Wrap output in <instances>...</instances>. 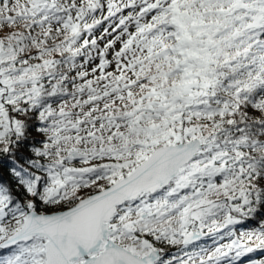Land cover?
<instances>
[{"label": "snow or ice", "instance_id": "snow-or-ice-1", "mask_svg": "<svg viewBox=\"0 0 264 264\" xmlns=\"http://www.w3.org/2000/svg\"><path fill=\"white\" fill-rule=\"evenodd\" d=\"M245 258L264 0H0V264Z\"/></svg>", "mask_w": 264, "mask_h": 264}, {"label": "trees", "instance_id": "trees-1", "mask_svg": "<svg viewBox=\"0 0 264 264\" xmlns=\"http://www.w3.org/2000/svg\"><path fill=\"white\" fill-rule=\"evenodd\" d=\"M255 226H256V225H255L254 222H250V223H248V224L242 226L240 230H241V231L250 230L251 228H253V227H255ZM260 256H261V254H260L259 252L251 254V257H252V258H260ZM246 262H247V258H245L244 263H246Z\"/></svg>", "mask_w": 264, "mask_h": 264}, {"label": "rangeland", "instance_id": "rangeland-1", "mask_svg": "<svg viewBox=\"0 0 264 264\" xmlns=\"http://www.w3.org/2000/svg\"><path fill=\"white\" fill-rule=\"evenodd\" d=\"M244 264H247V262H246V263H244Z\"/></svg>", "mask_w": 264, "mask_h": 264}]
</instances>
